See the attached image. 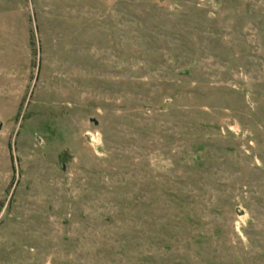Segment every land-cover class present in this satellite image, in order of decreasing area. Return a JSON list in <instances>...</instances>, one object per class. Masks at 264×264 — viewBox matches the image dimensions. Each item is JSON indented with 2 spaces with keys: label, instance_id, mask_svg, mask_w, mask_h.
<instances>
[{
  "label": "rangeland",
  "instance_id": "rangeland-1",
  "mask_svg": "<svg viewBox=\"0 0 264 264\" xmlns=\"http://www.w3.org/2000/svg\"><path fill=\"white\" fill-rule=\"evenodd\" d=\"M0 264H264V0H0Z\"/></svg>",
  "mask_w": 264,
  "mask_h": 264
},
{
  "label": "water",
  "instance_id": "water-1",
  "mask_svg": "<svg viewBox=\"0 0 264 264\" xmlns=\"http://www.w3.org/2000/svg\"><path fill=\"white\" fill-rule=\"evenodd\" d=\"M2 129V124H0V130Z\"/></svg>",
  "mask_w": 264,
  "mask_h": 264
}]
</instances>
